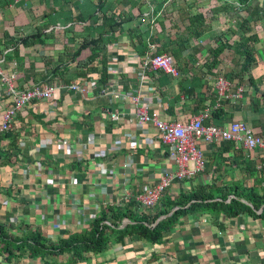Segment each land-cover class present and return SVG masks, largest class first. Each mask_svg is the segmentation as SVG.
I'll return each instance as SVG.
<instances>
[{"label": "crops", "instance_id": "obj_1", "mask_svg": "<svg viewBox=\"0 0 264 264\" xmlns=\"http://www.w3.org/2000/svg\"><path fill=\"white\" fill-rule=\"evenodd\" d=\"M47 1L15 0L20 7L0 12V36L5 32L32 33L37 26L28 20L40 23L42 19L58 17L54 9L52 12L47 9ZM180 7L171 6L169 11L174 16ZM125 11L140 13L138 6H127ZM177 17L172 24L168 19L162 20V26L146 20L136 32L124 25L123 34L107 53L109 81L104 87L99 84L97 74L76 76V64L65 56L72 47L64 52L61 39L65 38L66 29L60 24L44 30L55 29V39L45 46L26 48L22 61L14 60L3 70L0 60V116L12 105V99L6 95L7 76H14L18 92L40 84L58 88L52 101L33 102L18 113L9 137L0 140V221L12 224L11 234L22 237L28 226L53 241L67 239L88 230L106 205L137 201L164 174L176 171L153 125L141 127L131 115L135 98L140 97L150 109V116L155 115L162 122L186 124L205 115L206 125L226 128L244 122L264 137V26L257 27L260 42L255 45L258 61L253 70L244 75L239 54L227 50L220 66L211 71L216 79L222 76L231 84L226 98L218 102L216 79L206 68V63L212 60L210 51L217 47L212 39L238 29H228V25L217 31L211 23L208 34L194 40L186 52L176 57L174 51L179 49V41L187 38ZM181 27V33L174 30ZM138 34H143L147 41L152 37L156 50L166 49L178 68L177 77L153 71L139 83L143 56L135 39ZM6 52L11 54L12 50ZM18 61L25 72L17 70ZM68 62L72 65L65 71ZM58 66L59 71L52 77ZM195 79L198 84L195 94H183L191 89ZM73 84L84 85L86 93L72 92L69 87ZM112 87L117 100L109 99L105 93ZM218 105L225 115L220 121L212 119ZM111 114L117 115L118 121H112ZM13 140L17 141V155ZM199 146L206 155L207 170L194 179L174 181L166 192L173 199L198 186L226 192L235 190L237 183L248 188L253 185L245 171L244 159L237 155L241 149L221 154L217 151L221 146L203 143ZM243 150L247 160L261 159L259 154ZM123 220L127 225L135 223ZM0 264H264V218L244 213L238 217L222 214L217 220L213 212L201 210L180 216L177 226L161 243L136 236L122 239L116 234L111 236L106 250L85 253L84 260L77 262L70 252L12 258L0 245Z\"/></svg>", "mask_w": 264, "mask_h": 264}, {"label": "trees", "instance_id": "obj_2", "mask_svg": "<svg viewBox=\"0 0 264 264\" xmlns=\"http://www.w3.org/2000/svg\"><path fill=\"white\" fill-rule=\"evenodd\" d=\"M145 1L48 0L46 4L47 9L51 12L54 9L55 14L59 15L58 17L45 18L40 23L36 19L28 20V22L37 26L32 33L12 35L5 32L1 34L0 47L3 49H0V60H2V68L5 70L4 66L6 64L9 65L14 60L22 61V54L26 48L45 46L49 41L55 39L57 36L55 29H52L50 32H45L44 30L51 27L55 28L60 24L66 29V32H63L65 38L61 39L64 45V52L70 46L72 47L71 53H66L65 56L67 57L68 55L72 59L71 62L76 64V76L86 78L89 75L97 74L100 78L99 84H101V87H104L109 81L107 53L110 46L116 43L123 34V26L126 25L130 28L131 32H136L146 20H149L152 25L162 26V20L168 19V16L171 19V15L168 14L169 12L172 14L169 11L170 7H180V0ZM216 1L219 5L211 9L209 15L211 18L209 19H207L204 13L195 10L192 3L181 6L178 9L174 17L178 16L180 18V23L184 26L189 36L179 41V49L174 51V56L179 57L180 54L186 52L188 45L194 40H199L208 34L211 23L224 20L229 23L228 29L237 27L238 30L221 33L215 37L217 47L210 51L212 60L206 63L208 65L206 67L208 74L210 73L216 79V74H212L211 71L220 66L221 57L227 50H234L235 53L239 54L242 72L246 75L253 70L256 60H258L255 54V45L260 42L257 27L264 26V0ZM210 2L211 0H205L203 3ZM28 5L32 6V3ZM122 5L124 7H121ZM125 6L131 8L138 6L140 13L133 15L131 11H125ZM10 7L20 6L15 3V0H0V12L6 13ZM143 7L146 10H143ZM241 13L245 15L243 18L241 17ZM77 27L80 28V31L76 30ZM135 39L138 42L139 53L143 56L141 63L149 56L168 55L170 59L172 58L166 53L165 48L161 50L155 49L156 45L152 37L147 41L143 34H138L135 36ZM232 41L234 45H232ZM9 49L12 50L11 54L9 53L10 51L6 52ZM19 62L17 70L25 72L24 70L22 71L23 67ZM71 62L64 65V69L67 67L65 71H68L72 65ZM59 69L58 66L53 70L52 77H55ZM176 70L178 71V68ZM148 74L149 72L146 73V77ZM167 75L172 76L171 74ZM220 78L222 76H218L216 83ZM250 79L255 83L254 79ZM196 80L193 82L191 89L184 90L183 94H195L198 88ZM216 100L219 102V97ZM173 109V107L170 108L171 111ZM212 115V119L220 121L224 113L219 108L214 110ZM11 132L12 130L1 134L0 140L8 138ZM254 133L262 137L260 134ZM12 147L17 155L18 145L16 140L12 141ZM236 148L237 145L235 143H226L218 147L217 151L221 152V154L226 152L236 153L238 152ZM165 149L168 150L166 147ZM244 152L241 149V153H237V155H240L244 159L243 165L245 171L250 174L253 181V185L249 188L241 183L236 184L235 190H226V192H220L219 189L215 190V187H193L187 190V192L182 193L177 199H173L166 193L161 201L154 208L150 209L142 207L134 199L119 206L109 204L102 209L100 216L94 219L88 230L75 233L67 239H60L58 241H53L45 237L40 231L28 226L26 227L24 236H14L10 232L14 229L12 224L0 221L1 250L7 254L9 253L12 258H17L18 256L22 258L24 255H30L32 258H35L70 252L75 256L77 262L84 260L85 253H100L106 250L110 245L111 236L116 234H119L122 239L125 236H136L140 240H147L155 244L161 243L177 226L180 216L201 210L213 212L217 220L222 214L227 217H238L244 213L264 218V158L261 156V159L255 161L247 160L246 156L245 158L243 156ZM167 154L169 157L168 151ZM232 196L234 198H231ZM243 200L249 202L251 205L245 204ZM176 207L177 210L174 212L173 210ZM260 210L262 211L261 214L257 215V211ZM125 218L131 219L135 223L119 229ZM117 242L121 241L118 240Z\"/></svg>", "mask_w": 264, "mask_h": 264}, {"label": "built area", "instance_id": "obj_3", "mask_svg": "<svg viewBox=\"0 0 264 264\" xmlns=\"http://www.w3.org/2000/svg\"><path fill=\"white\" fill-rule=\"evenodd\" d=\"M1 70L0 75L2 74ZM153 71H161L174 77L178 76V71L168 55L147 57L141 65V80L139 83L147 78V72L151 73ZM13 82L14 76L4 78L6 95L12 99V105L0 116V135L12 130L17 114L24 108L31 106L33 102L52 101L57 97L58 88L56 85L40 84L25 90V92H18ZM229 85L231 84L225 78H220L217 81L216 88L219 101L226 98ZM69 89L72 92L86 93L84 85L73 84ZM105 93L109 99H118L114 87L108 89ZM133 104L134 110L131 115L134 116L137 124L141 127L148 125V123L153 125L157 130L160 144L168 148L169 158L176 168L174 173L164 174L157 184L147 188L144 193L138 196L142 207L147 209L154 208L160 202L165 189L174 180L194 179L206 172L208 162L199 143L214 144V146L235 143L239 149L243 148L250 152L257 151L259 155V151H264L263 137L256 135L244 122H238L226 128L206 126V116L200 115L186 124H173L162 122L155 115L150 116V109L140 97L133 99ZM219 107L218 105L217 109ZM110 119L118 121L119 118L117 115L111 114Z\"/></svg>", "mask_w": 264, "mask_h": 264}, {"label": "rangeland", "instance_id": "obj_4", "mask_svg": "<svg viewBox=\"0 0 264 264\" xmlns=\"http://www.w3.org/2000/svg\"><path fill=\"white\" fill-rule=\"evenodd\" d=\"M205 0H190L189 2H188V0H180V6H185V5H189V3H192V4H194V9L195 10H197L198 12H202V13H204L205 15H206V17H207V19H209V18H211V16H209L210 15V11H211V9L213 8V7H215V6H218L219 5V3L216 1V0H211V2L210 3H203ZM169 15H171V19L169 18V16H168V20H169V24H172V22H174V16H173V14H171L170 12L168 13ZM243 16H244V14L243 13H241V17L243 18ZM178 18V17H177ZM210 21V20H209ZM228 22H226V21H224V20H221L220 22H213V26H215V28L217 29V31H222L223 29H225L227 26H228ZM176 32H183V29H182V27L181 28H177V29H174ZM217 31H215L216 33H221V32H217ZM185 33H186V31H184V33H182V34H184L185 35ZM186 36H189L187 33H186ZM212 39V38H211ZM212 40H215V39H212ZM214 47H216V45L214 46ZM226 53V52H225ZM224 56H225V54H224ZM258 61V60H257ZM8 97V96H7ZM10 98V97H9ZM264 139V138H263ZM218 145H220V146H223L224 144H218ZM206 146H210V147H213L214 146V144H206ZM217 147V146H216ZM203 151V150H202ZM248 151V150H247ZM248 152H250V151H248ZM204 153V152H203ZM250 153H257V151H254V152H250ZM258 153H260V155H262V157H264V151H259ZM204 155H205V153H204ZM205 158H206V155H205ZM206 170H207V167H206ZM164 176V175H163ZM162 176V177H163ZM162 177H161V179H162ZM185 180H187V179H184V180H174V181H185ZM190 180V179H189ZM159 181H160V179H159ZM158 181V182H159ZM173 181V182H174ZM157 182V183H158ZM172 182V183H173ZM156 183V184H157ZM171 183V184H172ZM170 187V185L167 187V188H169ZM167 188L165 189V192H164V194H163V196H162V198L165 196V194H166V192H167ZM161 198V199H162ZM231 198H234L233 196L231 197ZM139 203H140V201L139 200H137ZM161 201V200H160ZM177 208V207H176ZM175 208V209H176ZM177 210V209H176ZM175 210V211H176ZM127 224H128V222L126 221V220H123L122 221V223H121V225H120V227L123 225H125V226H127Z\"/></svg>", "mask_w": 264, "mask_h": 264}]
</instances>
